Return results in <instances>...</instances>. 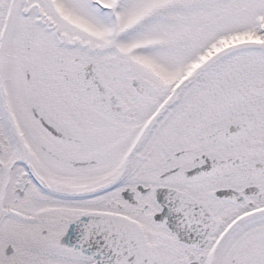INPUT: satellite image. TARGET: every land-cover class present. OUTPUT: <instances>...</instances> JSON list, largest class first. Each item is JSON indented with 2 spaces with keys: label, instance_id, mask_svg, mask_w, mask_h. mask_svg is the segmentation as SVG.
I'll return each mask as SVG.
<instances>
[{
  "label": "snow or ice",
  "instance_id": "1",
  "mask_svg": "<svg viewBox=\"0 0 264 264\" xmlns=\"http://www.w3.org/2000/svg\"><path fill=\"white\" fill-rule=\"evenodd\" d=\"M0 264H264V0H0Z\"/></svg>",
  "mask_w": 264,
  "mask_h": 264
}]
</instances>
